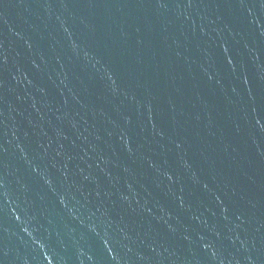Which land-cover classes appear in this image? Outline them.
I'll return each mask as SVG.
<instances>
[{
    "label": "water",
    "instance_id": "95a60500",
    "mask_svg": "<svg viewBox=\"0 0 264 264\" xmlns=\"http://www.w3.org/2000/svg\"><path fill=\"white\" fill-rule=\"evenodd\" d=\"M0 264H264V0H0Z\"/></svg>",
    "mask_w": 264,
    "mask_h": 264
}]
</instances>
